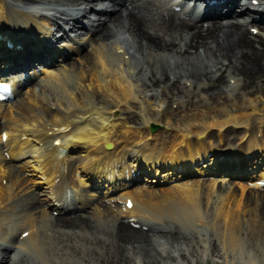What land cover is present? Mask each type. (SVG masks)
<instances>
[{
    "label": "bare ground",
    "instance_id": "obj_1",
    "mask_svg": "<svg viewBox=\"0 0 264 264\" xmlns=\"http://www.w3.org/2000/svg\"><path fill=\"white\" fill-rule=\"evenodd\" d=\"M10 1L0 0V84L14 87L17 99L0 100V264H206L208 251L219 246L226 264H256L258 254L243 246L245 239L253 246L264 240V196L256 195L264 191V167L255 155L264 150V125L210 130L195 141L185 126L170 133L142 124L156 125L168 109L174 115L161 101L174 94L178 109H217L212 119L218 122L232 88H264V0ZM67 38L73 43H64ZM58 44L77 54L80 66L73 62L31 89L37 71L30 70ZM225 74L227 89L216 85ZM26 157L44 178L41 193L13 163ZM209 161L203 169L248 176L256 189L241 184L239 197L234 185L213 178L162 191L132 189L143 176L179 179ZM79 173L108 191L126 189L125 223L117 205H99L80 189ZM92 206L94 214L78 216Z\"/></svg>",
    "mask_w": 264,
    "mask_h": 264
},
{
    "label": "rangeland",
    "instance_id": "obj_2",
    "mask_svg": "<svg viewBox=\"0 0 264 264\" xmlns=\"http://www.w3.org/2000/svg\"><path fill=\"white\" fill-rule=\"evenodd\" d=\"M248 1L249 0H245L243 2H248ZM9 3L17 4V2H15V0H11ZM238 10H240V9H238ZM79 16H78V18H79ZM94 16H96V15L93 14V17ZM173 17H179V16L176 15ZM73 19L75 20L76 18H73ZM81 22L83 23V21H81ZM205 24H204V28H205ZM55 27L58 31L57 32L58 35L62 36V39H64L65 38V36H64L65 31H62V29L57 27V25H55ZM258 27H259V25H258ZM260 27H263V25ZM67 28L70 29L69 27H67ZM73 30L74 29L71 28L68 31V34H69L70 38L74 37L72 39L78 40V36L76 34L77 32L73 31ZM251 30L257 31L258 28L251 27ZM83 38H84L83 40H85L87 37H83ZM64 43L72 44L73 40L68 41V38H67V40H65ZM62 46L63 45L58 44L55 48H52V50L50 51L51 52L50 55L49 54L47 56L42 55L41 58H43L42 60L44 61L43 62L44 64L41 65V63L38 62L35 64L36 66H33L34 68H32V70H30L31 68H29V70L31 72L37 71L36 75L33 74V75H35L34 78H36V79H34V81L28 82L31 89L35 88V89L39 90L41 88V85H39V84H40V80L42 79V77L44 78V77L53 75L54 73H55L54 75H59V71H68V68H71V66H72L71 63H73V62L75 64H78V66H80L79 65L80 64V57H78L77 54H75L71 57L70 56L71 54L69 52L62 50ZM90 49L91 48H89V49L84 48V49H82V51L83 52L88 51V50L90 51ZM46 59H47V62H46ZM55 59L58 62H56L55 65H51V61L52 60L55 61ZM132 59H133L132 60L133 63L136 64L137 61L134 58H132ZM46 63H48L47 66H45ZM226 76H227V74H225V76L223 77V81H220L216 84L218 87L221 86L224 89L226 88L227 83H228ZM237 87L235 86L234 88L231 89V95L233 94L232 95L233 97L230 98L229 100H227V102L225 104L219 105L218 109L223 110L222 112H224V114H222L223 115L222 117H224V118H222L218 122H215L212 119V116L215 115L217 109L216 110L215 109L210 110V108L197 107V108H188L185 111H182V110L177 108L179 104H178V99H177L178 96L176 94L172 95L171 97L168 96L166 98H162V100H161V101H163L162 107L165 109L167 107H170V109H171V107H173L175 109L174 111L176 113L174 115H171L169 113V111H170L169 109L166 110L165 113L163 112L161 114V119L158 120V123H156V125H155L157 128L156 131H166V132L172 133L173 131H176L178 126H181V127L185 126L189 130L188 134L191 135V138L193 140L197 141V139L202 138V136L204 134H207L210 130L212 132H215L216 134L217 133L221 134V133L225 132V129L228 132L230 130H234L235 132H237L238 130H243V128H247L248 125L251 123L256 124V127L258 128V130H261V128L264 125V122H263L264 121V88L259 87L256 91L249 93L248 92L249 90H247V91L246 90H244V91L240 90V92H239V89ZM158 89H159V91H161L163 89V84ZM232 90L234 92H232ZM171 91H176V89H174V90L171 89ZM189 91L192 92V95L197 94V91H195L194 88H190ZM16 96H17V94H15L13 97H11L12 99L9 98L6 102L13 103L17 99ZM242 105H247L248 109H245V108L243 109ZM118 112L119 111L117 110L116 118L119 117ZM159 115H160V112H159L157 117H159ZM122 117L124 118L126 116L122 115L121 118ZM235 117L237 118L236 120H238L237 124L234 122ZM4 121L5 120H3V119L0 120V122L2 124H4L3 123ZM132 125H135V124H132ZM138 125H136V126H138ZM144 128H146L148 130L151 129V131H153L152 124H149L148 126H147V124H142V129H144ZM190 130L191 131H196V130L202 131V134L199 136L198 135L196 136L195 134L193 135ZM259 133H257L258 138H260ZM148 135H149L148 139L150 137H152L150 131H149ZM233 136L234 135H232V136L228 135V137H233ZM197 137H199V138H197ZM235 137L237 138L236 143H239L240 140H238V135ZM180 138H181V136H179V139ZM5 140H7L6 136H4L3 142H6ZM149 141H150V139H149ZM142 143H141V145H142ZM263 149H264V147H263ZM255 155L260 156L258 158L260 159L259 162L261 164V167L263 168L264 167V150L262 153H256ZM23 159L14 160L13 163L16 165V169L22 173L24 178L27 179L28 184H29V186H31L32 190H34L36 193H38V192L41 193L44 189H46L45 184H42L40 182V179L43 180L44 178H42L41 176L39 178L38 173H37L38 170H36V169L33 170V165H32L33 163L29 162V163L25 164L26 163L25 160L29 159V157H26ZM210 162L211 161L204 162L205 164L203 166L199 167L204 172L201 171L202 173L199 172L198 174L189 173V174L182 176V177H181L182 174H178L179 179L176 178L177 176H174V177L172 176L169 181H163V179L158 180L157 176H155V177L153 175H148V177L143 176V178L141 177L138 184L132 185V187H133L132 189L138 187V185H139V186H146L151 191H162L163 189L174 187L176 184H179L180 182H189V183L195 182V183H197V182L202 181V180L203 181L212 180L211 178L216 180V185H218V184L226 185L229 183L234 185V188L238 189L239 197H240V194L242 192L241 184H243L246 187V189L247 188L249 189L250 187L255 188L254 185L249 184V180L251 182V179H253V178H249L248 176L245 178H241V177L232 176L233 174H229L230 176H228V175L221 173V172L214 173L215 170L214 169L212 170L211 167H207V169H203ZM128 165H131L130 167L134 168V165H136V162L133 163L130 161V163H129V161H128ZM258 170L261 171L259 168H258ZM173 174H176V172H174ZM79 177L80 178H78L79 180H77V182H78V185L79 184L81 185V186L79 185V187H81L80 189L82 191H89L88 193H91L92 195L94 194L97 202H99V205L103 204L104 207H105V205L108 207L110 205H113V206L117 205L116 214L117 213L120 214V217H119L120 220L119 221L121 222V224L125 223V221H127V214L123 213L124 214V217H123V216H121V213H120V211L123 209L124 199L128 196L127 194L123 193V192H126V189L121 187L120 189H115V191H113V190L108 191V189H106L107 184L106 185H104V184L100 185L99 183H93L84 174L79 173ZM151 181H153V182H151ZM260 189L262 190L264 188H260ZM256 195H260L263 197L264 191H261V192L259 191L258 193H256ZM43 197H45V196H42V198ZM57 213L58 212H56V214ZM92 214H94V207L93 206L84 209L82 212H80V214H78V216H87V215H92ZM133 225L136 228H139V226H140L139 224H133ZM20 232H22V230L17 231V233L15 234L16 238ZM211 233H212V231H211ZM212 236H213L212 237L213 242L216 241V244L220 245V242L217 238L218 235L216 233H214V235H212ZM245 240L247 241V243H245V245L243 244L244 245L243 247L246 248L247 251L249 250V251H252L256 255L258 254V256L256 258V264H264V251H263L264 250V240L259 238V240L256 241L259 244L257 246L251 245L252 242L250 243L249 239H245ZM251 241H253V240H251ZM168 245L171 246V244H168ZM169 248L172 249V251L174 250V248H171V247H169ZM207 255H208V260H207L206 264H226V262L224 260V254H223V256L221 254L220 246H219V250L217 252H215L214 254H211V252L208 251ZM174 256L176 259L177 255L175 254ZM31 257L34 260L35 256H31ZM174 260L171 261L170 263H173ZM243 262H244V260H242V259H241V262H240V259H236L234 261V264H241V263L244 264ZM195 264H197V263H195Z\"/></svg>",
    "mask_w": 264,
    "mask_h": 264
},
{
    "label": "water",
    "instance_id": "obj_3",
    "mask_svg": "<svg viewBox=\"0 0 264 264\" xmlns=\"http://www.w3.org/2000/svg\"><path fill=\"white\" fill-rule=\"evenodd\" d=\"M155 128H156V126L154 125V126H153V130H154ZM108 147H110V145H108Z\"/></svg>",
    "mask_w": 264,
    "mask_h": 264
}]
</instances>
